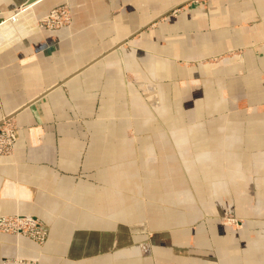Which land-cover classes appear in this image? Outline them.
Wrapping results in <instances>:
<instances>
[{
  "label": "crops",
  "instance_id": "0c3cea01",
  "mask_svg": "<svg viewBox=\"0 0 264 264\" xmlns=\"http://www.w3.org/2000/svg\"><path fill=\"white\" fill-rule=\"evenodd\" d=\"M27 1L73 17L0 47V214L49 230L0 264H264V0Z\"/></svg>",
  "mask_w": 264,
  "mask_h": 264
},
{
  "label": "built area",
  "instance_id": "2783aa9c",
  "mask_svg": "<svg viewBox=\"0 0 264 264\" xmlns=\"http://www.w3.org/2000/svg\"><path fill=\"white\" fill-rule=\"evenodd\" d=\"M72 15V10L67 4L55 6L41 16H36L28 11L27 6L21 7L6 18V22L8 20L10 22L8 28L0 26L2 28L0 30V33H2L0 34V47L8 40L9 34L6 33H10V31L23 32L25 29H27V32L39 29L56 30L70 25ZM24 25H26L25 28ZM3 31L6 32L3 33ZM16 129L15 123L9 117L0 122V159L3 156L13 154L17 141ZM229 220L234 223L238 222L237 218H229ZM0 232L24 235L40 244L45 242L47 236V230L38 218L21 213L0 214ZM6 264H36V261L16 258L9 259Z\"/></svg>",
  "mask_w": 264,
  "mask_h": 264
},
{
  "label": "rangeland",
  "instance_id": "374dc122",
  "mask_svg": "<svg viewBox=\"0 0 264 264\" xmlns=\"http://www.w3.org/2000/svg\"><path fill=\"white\" fill-rule=\"evenodd\" d=\"M64 4H67V3H64ZM67 5H69V4H67ZM69 6H70V5H69ZM70 8H71V7H70ZM26 215H28V214H26ZM34 217H35V216H34ZM35 218H37V217H35ZM229 218H237V219H238V222L234 223V222L230 221ZM38 219H39V218H38ZM39 220L42 222L43 227L47 230V236H46V240H47V238H48V234H49V230H48L46 224H45L41 219H39ZM222 220H223L224 223L229 224V225H231V226H235V227H237L238 225H240V224L242 223V219H241L240 217H238L236 214L232 213V212H226V213L222 216ZM2 233H6V232H2ZM12 234H14V233H12ZM17 235H19V234H17ZM23 236H24V235H23ZM26 237H27V236H26ZM28 238H29V237H28ZM29 239H30V238H29ZM30 240H31V239H30ZM46 240H45V242H46ZM45 242H44V243H45ZM35 243H36V242H35ZM44 243H43V244H44ZM37 244H39V245H43V244H40V243H37ZM16 258L31 259V260L36 261V264H38V261H37L36 259L26 258V257L18 256V255H15V256H5V257L3 258V260H2V264H6V262H7L9 259H16Z\"/></svg>",
  "mask_w": 264,
  "mask_h": 264
},
{
  "label": "water",
  "instance_id": "95a60500",
  "mask_svg": "<svg viewBox=\"0 0 264 264\" xmlns=\"http://www.w3.org/2000/svg\"><path fill=\"white\" fill-rule=\"evenodd\" d=\"M34 1H36V0H28L26 4L29 5V4L33 3ZM1 10H3V9L0 8V23H3L4 21H6V16L2 13Z\"/></svg>",
  "mask_w": 264,
  "mask_h": 264
},
{
  "label": "bare ground",
  "instance_id": "6f19581e",
  "mask_svg": "<svg viewBox=\"0 0 264 264\" xmlns=\"http://www.w3.org/2000/svg\"><path fill=\"white\" fill-rule=\"evenodd\" d=\"M5 22H6V21H5ZM5 22H4V23H5ZM0 25H1V24H0ZM0 30H2V29L0 28ZM0 34H2V33H0Z\"/></svg>",
  "mask_w": 264,
  "mask_h": 264
}]
</instances>
